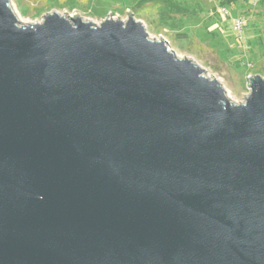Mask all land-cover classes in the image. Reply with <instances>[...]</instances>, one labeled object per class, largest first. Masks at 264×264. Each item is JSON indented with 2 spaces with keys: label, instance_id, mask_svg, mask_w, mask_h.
<instances>
[{
  "label": "water",
  "instance_id": "95a60500",
  "mask_svg": "<svg viewBox=\"0 0 264 264\" xmlns=\"http://www.w3.org/2000/svg\"><path fill=\"white\" fill-rule=\"evenodd\" d=\"M127 13L0 0V264H264V77L235 104Z\"/></svg>",
  "mask_w": 264,
  "mask_h": 264
},
{
  "label": "rangeland",
  "instance_id": "374dc122",
  "mask_svg": "<svg viewBox=\"0 0 264 264\" xmlns=\"http://www.w3.org/2000/svg\"><path fill=\"white\" fill-rule=\"evenodd\" d=\"M139 0H9L13 12L21 23H37L43 15L56 11L61 15L73 16L75 13L83 20L99 23L106 18L125 19L127 10L135 19L145 26L150 38L165 39L169 49L173 50L178 58L187 57L204 69V75L210 79H217L226 91L227 98L235 103H243L249 94L248 77L261 75L264 77V58H246L242 55L245 27L248 23L249 11L236 10L238 0L232 5H226L230 16L214 14L210 19L204 15H196L192 11L183 14L176 13L159 1L151 0L138 5ZM175 3L188 9H198V4L216 7L213 3L204 0H173ZM171 2V1H164ZM247 2V0H245ZM251 3V0H248ZM207 3V4H206ZM168 4V3H167ZM254 10L262 9L261 3L251 5ZM208 9V8H207ZM211 9V8H210ZM199 10V9H198ZM161 12V15H159ZM192 12V13H191ZM237 14L246 20L242 32V39H236L232 30V19ZM66 15V16H67ZM206 17V18H205ZM250 21V19H249ZM211 26L218 32L208 28ZM220 27V28H219ZM180 34H184L180 35ZM239 45V46H238ZM240 47V49H239ZM249 61L245 65L243 62Z\"/></svg>",
  "mask_w": 264,
  "mask_h": 264
},
{
  "label": "crops",
  "instance_id": "0c3cea01",
  "mask_svg": "<svg viewBox=\"0 0 264 264\" xmlns=\"http://www.w3.org/2000/svg\"><path fill=\"white\" fill-rule=\"evenodd\" d=\"M259 4L261 3V7L262 9L259 10H254L250 3L245 2L244 3H238V6L236 7V10L239 12V10H243L245 12L249 11L248 13V23L245 27V31H244V40H243V53L242 55L248 59L250 58H254V57H260V58H264V0L263 1H259ZM257 3V4H258ZM207 4V3H206ZM256 4V5H257ZM203 8L205 9L204 11H202V13L212 19L214 14L216 15V12L214 10H208V13L206 14V10L207 8L210 9L212 8L211 6H207L206 7L203 5ZM205 17V18H206ZM246 19V20H247ZM250 19V21H249ZM212 24L208 25V28H212V30H214L217 35L218 32L211 26ZM220 28V27H219ZM243 64L247 65L250 62H244L242 61ZM261 69H264V66H260Z\"/></svg>",
  "mask_w": 264,
  "mask_h": 264
},
{
  "label": "built area",
  "instance_id": "2783aa9c",
  "mask_svg": "<svg viewBox=\"0 0 264 264\" xmlns=\"http://www.w3.org/2000/svg\"><path fill=\"white\" fill-rule=\"evenodd\" d=\"M208 3H213L215 4V11L218 13V14H224V15H228L230 16V11L229 9L227 8V6L224 4V5H221L219 3V0H204ZM259 1H263V0H251V3L250 5H256ZM245 24H246V19L237 14V16H235L233 19H232V30L233 32L235 33V38L236 39H239L241 40L242 39V32H243V29L245 27Z\"/></svg>",
  "mask_w": 264,
  "mask_h": 264
},
{
  "label": "trees",
  "instance_id": "16d2710c",
  "mask_svg": "<svg viewBox=\"0 0 264 264\" xmlns=\"http://www.w3.org/2000/svg\"><path fill=\"white\" fill-rule=\"evenodd\" d=\"M148 1H151V0H139L138 1V5H142V4H145L146 2H148ZM156 1H159V4H162L161 5V8H162V11H163V6L164 7H168V8H170V10H174V12H176V13H180V14H185V13H183V12H185V11H192L193 13L195 12L196 13V15L198 14V15H204L203 13H202V11H204L205 9L203 8V5H201L200 3L198 4V9H196V8H192V9H188V7L186 6V7H183V6H180L179 4H177V3H175L173 0H167V1H171L170 3L169 2H164V1H166V0H156ZM199 1V0H198ZM238 0H219V3L221 4V5H232V4H234V3H236ZM208 10H213V8H211V9H207L206 10V14L208 13ZM214 11H215V8H214ZM191 12V13H192ZM216 12V11H215ZM159 15H161V12H160V14ZM205 16V15H204ZM180 35H183V36H185L184 34H180ZM239 46V45H238ZM239 49H240V47H239Z\"/></svg>",
  "mask_w": 264,
  "mask_h": 264
}]
</instances>
